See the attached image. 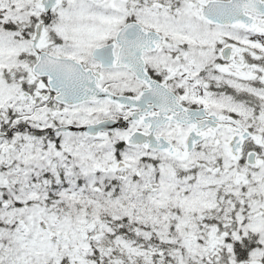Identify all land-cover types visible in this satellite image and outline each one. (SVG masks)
Returning <instances> with one entry per match:
<instances>
[{"label": "snow or ice", "instance_id": "snow-or-ice-1", "mask_svg": "<svg viewBox=\"0 0 264 264\" xmlns=\"http://www.w3.org/2000/svg\"><path fill=\"white\" fill-rule=\"evenodd\" d=\"M0 264H264V0H0Z\"/></svg>", "mask_w": 264, "mask_h": 264}]
</instances>
